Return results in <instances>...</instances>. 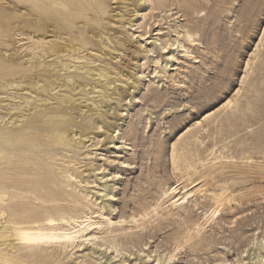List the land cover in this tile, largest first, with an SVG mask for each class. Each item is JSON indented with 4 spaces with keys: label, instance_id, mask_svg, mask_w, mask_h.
Wrapping results in <instances>:
<instances>
[{
    "label": "rangeland",
    "instance_id": "obj_1",
    "mask_svg": "<svg viewBox=\"0 0 264 264\" xmlns=\"http://www.w3.org/2000/svg\"><path fill=\"white\" fill-rule=\"evenodd\" d=\"M92 6L50 35L0 0V264H264V0Z\"/></svg>",
    "mask_w": 264,
    "mask_h": 264
},
{
    "label": "bare ground",
    "instance_id": "obj_2",
    "mask_svg": "<svg viewBox=\"0 0 264 264\" xmlns=\"http://www.w3.org/2000/svg\"><path fill=\"white\" fill-rule=\"evenodd\" d=\"M103 1L104 0H18V4H19V10H24L26 8H29V15L37 17L39 19V21H42L39 24V29L43 30L46 26V23H49V25L53 26V30H50L49 32H46L45 30H43V32L46 34H50V35H54L57 32H62L64 29L68 28L70 26V24L73 22V19L75 16H77L79 13H82V11H84L87 8H90L91 5L93 4V8L95 12H99L101 11V6L103 5ZM19 25L25 23V16L21 15L19 18ZM35 22L37 23V20H35ZM48 25V26H49ZM22 29H24V26H22ZM40 30V31H41ZM33 33L35 34L36 31H33ZM186 35H188V33H186ZM97 41L99 42V44L101 45L102 49H103V53L105 55H109L111 56L112 53L116 52V50L110 45V42H108V40H106V38H104L103 36H101L100 34H96ZM191 38V36L189 37ZM189 38H187L189 40ZM85 41V40H84ZM83 41V42H84ZM183 47V46H182ZM119 58L118 55L113 56V59ZM19 71L17 70H8V73H3V76H14L18 73ZM101 79L100 74L99 76L97 75L96 80ZM7 87L10 88H17L20 87L18 86V84H15L14 82H8L7 83ZM108 86L110 87V83H108ZM32 91L33 92H38V86L37 84H32ZM93 94H97L102 95L105 94L107 92V89H99L96 90V87H93L91 89ZM117 90H115L116 92ZM112 94V92L110 93ZM101 127V126H99ZM16 137H18V135H14ZM74 137V135H73ZM79 138L81 137V135L78 136ZM39 167V165H38ZM42 167V166H41ZM37 168V166H36ZM43 170H47L46 167L45 168H41ZM38 170L35 169V171ZM38 177H34L33 178V183H32V188H36L39 190H43L46 193L51 195V200L53 201H67L68 200V196L69 194H59L57 190H55V188L53 187V183L51 181H46L45 179L42 180H37ZM174 195L172 196V198H174L173 202H171L172 205L177 204L179 201H184L186 200L185 197H178V188L174 187L171 188L168 195ZM70 202L73 204H78L80 203V199L79 198H74L72 196H70ZM61 209V214H67L69 213V210H71L70 208H60ZM217 212V210L215 211V213ZM60 214V215H61ZM51 216V215H49ZM48 216V217H49ZM47 218H45L46 220ZM54 219H51L49 221H52ZM42 219L38 216V214H31L28 216L27 221L24 223L25 225L27 224H31V223H38L41 222ZM73 221V220H72ZM75 224H77L76 221H74ZM77 226V225H76ZM75 228V226L73 228H71V230H73ZM85 230H87L86 228H82L80 227L78 230H76L75 232H62L57 234L56 236L50 233H45V232H37V233H31L28 232L27 234H22V238L26 239L27 241L30 242H36L39 240H56V241H64L67 244H71L73 243L76 239H77V235L80 233H83ZM17 232L19 231V229L16 230ZM65 231H70L68 229H65Z\"/></svg>",
    "mask_w": 264,
    "mask_h": 264
}]
</instances>
